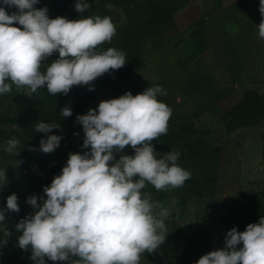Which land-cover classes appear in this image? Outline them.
<instances>
[{"label": "rangeland", "instance_id": "1", "mask_svg": "<svg viewBox=\"0 0 264 264\" xmlns=\"http://www.w3.org/2000/svg\"><path fill=\"white\" fill-rule=\"evenodd\" d=\"M115 1L88 0L91 7L83 13L76 10V0H40L36 7L47 6L52 18L57 12L69 18L73 6L74 19L110 15L122 26L129 22L131 10L134 16L144 14L154 0ZM213 1L165 0L171 9H178L168 23L141 43L137 70L107 85L84 113L129 90L136 95L159 85L166 95L158 98L172 109V115L167 133L154 138L157 148L175 136L178 140L164 154L178 152L184 140L187 142L178 163L191 172L190 179L182 187L156 190L149 184L144 189L153 202L169 209L170 215L165 221L167 239L157 250H146L139 264H194L202 255L223 248L231 228L244 231L247 216L264 202V38L258 30L264 17L257 0L234 4L217 0L214 6ZM16 10L8 8L10 13ZM58 56L55 52L45 63ZM68 95L54 96L41 88L29 96L26 88L15 85L11 92L0 95V168H6L8 177V183L0 188V209L6 216V226L0 227V241L6 240L0 242V264H34L31 249L18 246L22 234L16 230L19 221L7 215L34 212L27 198L36 195L42 203L43 188L62 172L69 154L89 150L83 147L85 133L77 119L55 131L62 139L51 153L40 151L41 139L24 131L21 118L31 120L42 110L50 114L56 97L66 102ZM13 137L19 141L16 156L5 151ZM124 153L133 155L134 149L125 146ZM122 154L117 152L116 159ZM12 193L18 196V212L6 207ZM47 264L66 262L48 260Z\"/></svg>", "mask_w": 264, "mask_h": 264}, {"label": "clouds", "instance_id": "2", "mask_svg": "<svg viewBox=\"0 0 264 264\" xmlns=\"http://www.w3.org/2000/svg\"><path fill=\"white\" fill-rule=\"evenodd\" d=\"M39 3L0 0V95L11 92L13 85L26 88L29 96L41 88L54 96L67 95L76 85L94 90L91 82L126 64L122 50L100 49L116 34L111 17L52 18L47 6L36 7ZM11 7L17 10L10 13ZM90 7L88 0H76L78 12ZM259 11L264 17V0ZM258 30L264 38V18ZM55 52L58 58L45 63ZM163 95L166 90L159 85L136 95L129 90L77 115L85 133L83 147L89 150L69 154L62 172L43 188L42 203L29 196L34 212L16 224L22 233L18 246L31 249L34 264H139L146 250L155 251L165 242L169 209L153 202L144 189L149 184L156 190L182 187L191 172L178 163L179 152L158 158L151 143L168 131L172 109L158 98ZM60 114L70 117L73 109L64 106ZM60 127L57 121L37 123L36 132L47 134L40 151L51 153L60 146L62 136L53 132ZM129 145L133 155L124 153ZM18 146V139L10 138L5 151L16 156ZM117 152L123 153L119 159ZM7 183L6 168H0V188ZM6 207L20 210L16 193L7 197ZM5 220L0 209V227ZM194 264H264V215L244 231L228 230L225 246Z\"/></svg>", "mask_w": 264, "mask_h": 264}, {"label": "trees", "instance_id": "3", "mask_svg": "<svg viewBox=\"0 0 264 264\" xmlns=\"http://www.w3.org/2000/svg\"><path fill=\"white\" fill-rule=\"evenodd\" d=\"M72 7L73 6L70 7L69 19H74ZM147 7L148 10H146L144 14H137L136 16H134L132 10L131 16H128V13L126 11L128 10V8H126L125 12L127 13L129 22L122 26L117 25L114 22L117 29L116 34L112 38L111 42H105L100 46L101 50H106L109 47H114L118 50H122L126 56V64L117 70L101 75L100 77L96 78L93 82H91L94 85V90H89V86L87 85H76L73 86L72 89L69 91V95L66 102H61V100L59 99L60 96H57L55 101L51 104L52 107H50L48 110L50 111V114L49 112H44L45 110H42L43 112H40L39 116H34V118H31V120H28V118L26 117L21 118L23 125H25L24 131L27 135L33 134L32 137H34L35 139H41L43 136L47 135L45 133L36 132V125L40 121H57L61 124L62 127L67 123L76 120L77 115L84 114L89 104L97 98L100 92L107 85L124 80L137 70L140 60L141 43L145 39H147L151 34L158 31V29H160L163 25L168 23L172 19L175 11H177L178 9H171L169 5L165 3V0H154L149 3ZM105 8L106 11L111 14L110 8ZM59 10L60 7L57 8V11ZM55 15L58 17V12ZM108 16L111 17L110 15ZM59 94L60 93H58V95ZM64 106H70L73 109L72 116L67 118L61 117L60 110ZM56 130L57 129H53V132L55 133ZM177 140L178 136H175L170 142L161 147L159 150L157 148L155 139H153L151 143L154 145L155 150L158 153V158H160L164 155L165 151L168 148L174 145ZM159 144H163V142L161 141ZM184 147H187V142L185 140L182 148L178 151L180 153V158L182 154L186 151ZM191 148L193 147H190L189 149L191 150ZM29 213L33 212L28 211L26 215H18L17 213L15 215L13 213L8 214L7 216L10 217V220L20 221ZM263 214L264 202H261L255 206V210L247 216L243 224L246 225L245 227H247L249 223H254ZM245 227L244 229H246Z\"/></svg>", "mask_w": 264, "mask_h": 264}, {"label": "crops", "instance_id": "4", "mask_svg": "<svg viewBox=\"0 0 264 264\" xmlns=\"http://www.w3.org/2000/svg\"><path fill=\"white\" fill-rule=\"evenodd\" d=\"M242 0H230V3H232V4H234V3H236V2H241ZM259 3H260V0H257ZM217 2H219V1H213V6L217 3Z\"/></svg>", "mask_w": 264, "mask_h": 264}]
</instances>
